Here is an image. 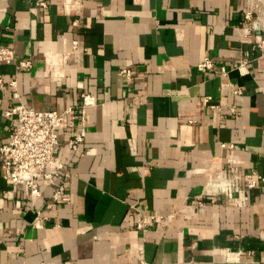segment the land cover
<instances>
[{
  "label": "crops",
  "instance_id": "0c3cea01",
  "mask_svg": "<svg viewBox=\"0 0 264 264\" xmlns=\"http://www.w3.org/2000/svg\"><path fill=\"white\" fill-rule=\"evenodd\" d=\"M257 10L264 0H0V46L16 57L0 62V144L16 125L5 109L96 100L76 150L59 130L68 176L40 179L34 203L0 158V264H141L139 247L149 264H264V185L246 184L264 176V59L252 48L264 35L244 20ZM204 57L217 67L199 71ZM55 188L68 201L33 226ZM150 212L165 220L142 234L136 217Z\"/></svg>",
  "mask_w": 264,
  "mask_h": 264
},
{
  "label": "built area",
  "instance_id": "2783aa9c",
  "mask_svg": "<svg viewBox=\"0 0 264 264\" xmlns=\"http://www.w3.org/2000/svg\"><path fill=\"white\" fill-rule=\"evenodd\" d=\"M244 20L248 34L257 31L264 35L263 12L259 10L255 14L245 12ZM252 48L258 50L259 57L264 59V40L255 41ZM13 61H16L14 49L11 46H0V62L9 64ZM16 65L18 68H27L31 66V61L17 60ZM196 67L201 72H207L214 70L217 66L212 59L204 57ZM121 72L126 79H130V69L126 68ZM220 73L222 76L227 75V71L223 67L220 68ZM234 92L239 94L241 90L236 89ZM208 101V97L204 99V102ZM95 103L96 100L92 95L82 93L81 103L77 107L78 111L72 106L57 111L53 109L38 110L25 105H17L3 110L4 115L14 117L16 125L10 133L8 141L0 144L2 177L13 184L26 186L31 201L34 203L42 195L40 179L53 183L58 177L68 176L63 160L58 156L63 145L59 138V130L66 129L72 133L65 146L68 150H76L86 136V109ZM232 111L235 110L232 108ZM246 184L248 189L264 185V176L251 172L247 175ZM245 199L247 198L245 197ZM67 201L68 197L63 196L59 188H55L51 200L43 208L35 209L33 226H39L40 223L48 219L46 212L52 209L54 204ZM205 203L206 200L202 196L196 197L198 206H203ZM174 215L175 212H171L169 216ZM165 217L154 212L139 213L136 217L135 228L144 234L151 225L164 222ZM137 257L141 264H149L144 260L141 247L138 248Z\"/></svg>",
  "mask_w": 264,
  "mask_h": 264
}]
</instances>
